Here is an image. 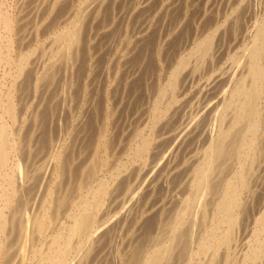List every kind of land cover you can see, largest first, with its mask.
<instances>
[{
	"label": "bare ground",
	"instance_id": "obj_1",
	"mask_svg": "<svg viewBox=\"0 0 264 264\" xmlns=\"http://www.w3.org/2000/svg\"><path fill=\"white\" fill-rule=\"evenodd\" d=\"M124 1L0 0V264H264V210L254 218L250 216V210L258 203L257 193L264 185V10L260 5L261 10L253 8L256 10L255 14L252 12L253 21L251 19L250 25L244 21L247 24L243 26L244 39L247 40L241 54L233 59L238 66L234 72L231 70V77L229 72L226 89L215 96L217 99L201 110V114L195 107L199 116L195 114L196 119L192 118L195 121L186 124L181 132L177 130L180 138H185L198 129L200 119L202 124L205 122L203 116H215L214 125L206 136L208 141L189 170L188 194L184 199L179 198L172 214L163 219L165 214L160 213L157 222V219L152 220L157 224L154 229L165 223V231L160 230L162 234L166 233L155 236V242L146 246V239L154 230L146 232L145 238L144 235L139 237L138 231L145 229L142 228L147 221L144 219H148L150 212L141 206L171 186L173 180L170 182V176L176 169V146L184 143L177 141L167 146L166 130L169 131L172 124L169 122L178 115L182 90L190 75L215 69V58L220 42L226 38L228 23L214 27L202 37L197 36L190 50H182L184 55L175 61L172 59L174 62L165 73L167 76L162 79L160 75L166 58L162 59V56L168 54L164 52L162 55V47L158 44L154 61L159 70L156 79L159 86L154 92L157 98L151 109V119L147 124L144 122L142 128L139 127L143 124L140 120L141 124L132 127L133 130L129 128L131 133L126 132L125 136L120 123H125L126 117L121 119L118 107L125 102L121 100L123 95L132 93L128 89L132 77L137 76L143 67L135 66L134 73L127 69L121 102H112V106L107 104L100 126L95 125L98 114L95 97H91L93 92L90 91L97 68V54L94 55L92 48L96 28L100 23L102 31L114 25L116 19L111 22L108 13L117 11L115 9L120 4L118 8L123 14ZM247 1L241 0V6H238L241 10L243 8V18L248 13ZM150 2L142 0L137 4L139 7L143 5L144 11L148 12ZM175 2L169 5L174 6ZM137 4L134 3L135 7ZM232 14L229 17L232 18ZM234 18L230 29L235 32L238 30L237 15ZM202 19L201 22L205 21ZM150 29H143L141 41L149 39L146 31ZM170 30L167 33H174L176 29ZM146 49L144 55L151 48ZM131 61L125 60L123 66L118 65L114 74L116 78H119L122 67H128ZM83 74L89 78V85L81 84ZM212 81L216 82V79ZM210 83L208 81L200 90L208 89ZM141 93L143 95L144 91ZM87 102L91 105L82 117V108L88 105ZM200 128L202 132L203 127ZM161 142H164L163 146L167 143V147H160ZM78 159L80 163L76 165ZM251 217L250 241L246 250L236 258L237 255L230 254L231 245L241 231L247 230ZM129 222H132L128 231L131 241L136 242L139 238V243H129L123 252L118 251L116 260H112L107 249L114 243L115 233Z\"/></svg>",
	"mask_w": 264,
	"mask_h": 264
},
{
	"label": "rangeland",
	"instance_id": "obj_2",
	"mask_svg": "<svg viewBox=\"0 0 264 264\" xmlns=\"http://www.w3.org/2000/svg\"><path fill=\"white\" fill-rule=\"evenodd\" d=\"M137 1V2H136ZM139 1H142V0H125L124 1V5H122L124 8H125V11L123 12V14L120 12L118 6L120 5L119 3H117V7L115 10L117 11H112L110 14L108 13V17L110 15V21L113 20V18H115L116 20H114L112 26L110 27H107L104 31H102L103 28H99L101 27V23L100 25H98V27L96 28V31H95V35H96V39L94 40L93 42V45H92V48H93V52H94V55H96V62H95V65L97 64V68H95V80H94V83L92 84V86H90V91L92 90L93 93H91V97L94 98L95 97V103H96V111H97V119H95V122H96V126H100V124L102 123V120L103 118L101 117H104V114L106 112L105 110V107H107V104L108 105H111L112 106V102L113 103H119V99L121 98V95H122V87H123V82H124V78H125V73H127V69L128 71L130 70V73H134V71H136L135 69V66L137 65H140L139 67H143L142 69H140V72L137 74V76H133L132 77V80H131V85L129 86L130 88H128L129 90L131 89L132 90V93H130L129 95H123L122 99L121 100H125V102L120 106L118 107V115H120L121 119L125 118L124 120L122 121H125V123H120L121 125V131L123 129L124 134L126 136L127 133H131V130H133L134 127L137 126V124H141L140 120L143 121L139 127H143L145 125V123L147 124L148 121H150L151 119V109L154 107V103L156 101V98L155 96H157L156 92L157 91V87L159 86V82L156 81L157 77L159 76V70L157 69V66H156V58L154 57L156 55V51H157V46L158 44L161 45V53L162 55H164V52L168 54V56L164 55L162 56V59H164V62H165V65H164V69L162 70V74L160 75L161 76V79L162 78H165L167 75H165L166 71L169 69L170 65L173 64V62L179 58L181 55H184L185 54V51H182V50H190V48L192 47V44H193V41L198 38V37H202L204 36L205 34L210 33L212 32V30H214L216 27H219V25H223V23H228L227 25V35L225 36L226 38L223 39V41L220 42L221 46H219V49H218V54L215 58V69L213 71H204V72H201L202 74H200V72L198 73H195V74H192L190 75L189 77V81L188 83H186V86H184V91L182 90V97H181V102H180V105L183 106L185 109H183V107L179 106L177 112H176V115H180V116H176L174 117L173 121L169 122V123H172L170 124V129L168 131V129L166 130L167 132V135L165 134V140L167 141V143L164 145V146H170L172 145L174 142H177V141H184L183 144H178L177 145H180V146H176L178 149H177V153H176V156H175V161H174V168L176 169H173L172 171V175L170 176V182H172L173 180V184H171V186H169V188H164L163 191H160L158 193H156L155 197H153V199H151L146 205L144 206H141V208H145V211L147 210V212H149L148 214V219H144V221H146V224L144 223V221L142 223H144L145 225L143 226V224L139 225L140 227L142 228H145V229H140L142 232H140V230L138 231V235H140L139 237L142 238V236L145 238V235L147 236L146 232L148 231H151V230H154V232L152 231V233L150 234V236L147 237V241H146V246L149 245V243L152 242L154 243V239H155V236L156 238L157 237H160L161 235L165 234L166 232H164L163 234L161 233V230L165 231V223L162 224V226L160 228H155V225L156 222L159 220L160 218V213H164L165 216L163 217V219H165L167 216H169L170 214L173 213V211L177 208L178 206V203L180 201V199H184L186 193L188 194L189 192V187H188V179H189V175H190V171L194 162L196 161V159L200 156V154L202 153L206 143H207V137H208V134L211 130V128L213 127L214 125V122H215V116L211 117L210 118V115H208V117L203 116L204 117V123L202 124L201 123V119L199 120L200 122V126L204 128V126H206V129H203L202 128V132H201V128L199 129L200 126H198V129L194 132V133H190L188 136H193L191 139L190 137L188 138L185 137H181L180 138V134L179 132H181V130H183L187 125H190L191 124V121L192 123L195 121V120H192V118L196 119L197 116H199V114H201V112L203 111V109L212 104L216 99L217 97L215 96H219L220 93H222L226 88L227 86V83H228V80L230 79V77L232 76L233 74V70H235L238 66V62H236V64L234 63V57L236 55H240L241 52H242V48L244 47V43L246 42L247 39H244L245 38V31L243 29H245L243 26L247 23L248 25H250V23L253 21V17L256 12V10L258 9L259 5L261 7L262 10H264V0H249L247 1V5H248V10H246L247 15H246V18H243L244 15L242 13L243 11V8L242 10L239 8L241 6L240 2L241 0H176V4L173 3L174 6L172 5H169L170 2H174L175 0L173 1H169L167 3V0L165 2H163V0H151L150 2V7H148L150 10L148 12L144 11L145 9L143 8L144 6L141 5L140 7L138 6V2ZM162 1V2H161ZM212 1V2H211ZM214 1V3H213ZM137 4V6L135 7V5ZM163 3V4H162ZM250 6H249V4ZM254 5H253V4ZM178 4V5H177ZM212 4V5H210ZM134 5V7H133ZM163 5V7H162ZM176 5V6H175ZM208 5V6H207ZM210 5V6H209ZM172 6V8H171ZM212 6V8H211ZM215 6V7H214ZM239 6V7H238ZM138 7V8H137ZM161 7V8H160ZM235 7V9H234ZM237 7V8H236ZM252 7V8H251ZM259 7V9H260ZM137 10H134L136 9ZM166 10H165V9ZM250 8V10H249ZM253 8H257L256 10L253 9ZM130 10V12L128 13L127 10ZM142 9V10H141ZM170 9V10H169ZM204 9V10H203ZM211 9V10H209ZM215 9V10H214ZM239 9V10H238ZM260 9V10H261ZM139 10H141L139 12ZM208 10V11H207ZM236 10L238 13H236ZM136 13H135V12ZM138 11V12H137ZM166 11V12H165ZM170 11V12H169ZM203 11V12H202ZM207 11V13H206ZM241 11V12H240ZM251 11V13H249ZM210 12V13H209ZM253 12V14H252ZM121 13V14H120ZM131 13V14H130ZM134 15H133V14ZM167 13V14H166ZM202 13V14H201ZM232 13H235L237 15V21H238V30L237 31H233L232 29H230L233 25V21H234V17H236L235 14H232ZM169 14V15H168ZM206 14V15H205ZM230 14H232V18L229 17ZM241 14L243 17H241ZM131 15V16H130ZM167 15V16H166ZM201 15V16H200ZM203 15V16H202ZM253 15V17H252ZM136 16V17H135ZM141 18H140V17ZM166 16V17H165ZM206 16V18L204 17ZM228 16V17H227ZM251 16V17H250ZM139 17V18H138ZM152 17V19L150 18ZM156 17V18H155ZM240 17V19H238ZM250 17V19H249ZM112 18V19H111ZM143 18V19H142ZM150 18V19H149ZM203 18V19H202ZM205 18V19H204ZM232 20H231V19ZM234 18V19H233ZM137 19V20H136ZM139 19V20H138ZM147 19H148V22H147ZM154 19V20H153ZM156 19V20H155ZM158 19V20H157ZM201 19L203 22H201ZM252 19V21H251ZM106 22H109L107 21V18L104 19ZM143 20V21H142ZM151 20V21H149ZM220 22H219V21ZM223 20L225 21H228V22H223ZM116 21V22H115ZM136 21V23H135ZM146 21V22H145ZM156 21V22H155ZM218 21V23H217ZM235 21V22H237ZM244 21L246 22L244 24ZM251 21V22H250ZM112 22V21H111ZM144 22V23H143ZM155 22V23H153ZM159 22V23H158ZM242 22V23H241ZM116 23H117V26H116ZM181 23V24H180ZM191 23V24H190ZM201 23V24H200ZM158 24V25H157ZM175 24V25H174ZM178 24V25H177ZM193 24V25H192ZM218 26H216V25ZM224 24V25H225ZM231 24V25H230ZM246 24V25H247ZM141 30H140V28ZM209 25V26H208ZM211 25V27H210ZM230 25V26H229ZM137 26V27H136ZM157 26L159 28H157ZM163 26V27H162ZM175 26V27H174ZM180 26V27H179ZM213 26V27H212ZM115 27V28H114ZM145 27H149L152 28L150 29L149 31H146L149 36V39L147 38L146 41H141V38H142V32L143 29H145ZM211 30H207L209 28ZM215 27V28H214ZM111 28L113 29V32L111 30ZM155 28V29H154ZM162 28H164L162 30ZM241 28V29H240ZM100 29V31H98ZM157 29V30H156ZM159 29V31H158ZM171 29V30H170ZM172 29H176L174 30V33L172 31ZM183 29V30H182ZM185 29V30H184ZM172 31V32H168L167 31ZM189 30V32L187 31ZM191 30V31H190ZM207 30V31H206ZM157 31V32H156ZM163 31V32H161ZM184 31H187V32H184ZM202 31V32H201ZM239 31V32H238ZM101 32V34H99ZM150 32V34H149ZM155 32V33H154ZM184 32V33H183ZM232 32V33H231ZM236 32H238L236 34ZM104 33V34H103ZM160 33V35L158 34ZM172 33V34H171ZM183 33V34H182ZM187 33V37L184 36V34ZM233 35H231V34ZM244 33V34H243ZM103 34V35H102ZM156 34V35H155ZM165 34V35H164ZM190 34V35H189ZM107 35V36H106ZM112 35V36H111ZM155 35V36H154ZM179 35V36H178ZM180 35L181 37L183 38H180ZM183 35V36H182ZM99 36V37H98ZM101 36V37H100ZM151 36V37H150ZM159 36V37H158ZM198 36V37H197ZM160 38L159 40L156 38ZM169 37V38H168ZM101 38L104 39V42L101 41ZM155 38V40H154ZM164 38V40H163ZM173 38V39H172ZM186 38V39H184ZM98 39V40H97ZM180 39H182V41H180ZM230 39V40H229ZM139 40V41H138ZM157 40V41H156ZM161 40H163L161 42ZM170 40V41H169ZM174 40V41H172ZM102 42L103 44H96V42ZM140 43L142 42L141 44H138L137 43ZM177 41V42H176ZM192 41V42H191ZM133 42V43H132ZM156 42V43H154ZM158 42V43H157ZM160 42V43H159ZM170 42H173L170 44ZM180 42V43H179ZM224 42V44L222 43ZM131 43V45H130ZM95 44H96V47H95ZM118 44V45H117ZM129 44V45H128ZM146 44V45H145ZM157 44V45H156ZM100 45V46H99ZM117 45V46H116ZM137 45H139V47H137ZM149 45V46H148ZM224 45V46H223ZM103 48H102V47ZM145 46V47H144ZM175 46V47H174ZM99 47V49L97 48ZM129 47V48H128ZM136 47V49L134 48ZM179 47V48H178ZM139 48V49H138ZM148 48H151V49H147ZM166 48V50H165ZM169 48V49H167ZM176 50H175V49ZM223 51H222V49ZM98 49V51H97ZM105 49V50H104ZM131 49V50H130ZM133 49V50H132ZM145 49L147 50V55H144L145 53ZM163 49V51H162ZM174 49V50H173ZM99 50H100V53H99ZM124 50V51H123ZM136 50V51H135ZM153 50V51H152ZM156 50V51H155ZM103 53H102V52ZM135 51V52H133ZM142 51V52H141ZM155 51V52H154ZM182 51V52H181ZM220 51V53H219ZM98 52V53H97ZM138 52V53H137ZM144 52V53H143ZM152 52V53H151ZM172 52V53H171ZM96 53V54H95ZM177 53V54H175ZM125 54V55H124ZM126 54H130V55H126ZM136 54V55H135ZM142 54V55H141ZM151 54V58L149 57V55ZM101 55V56H100ZM140 55V56H139ZM174 55V56H173ZM100 56V57H99ZM172 56V57H170ZM219 56V57H218ZM119 57V58H118ZM125 57V58H124ZM128 57V58H127ZM147 57V58H146ZM149 57V59H148ZM153 57V58H152ZM127 61H131L129 66L126 67L125 65V68H123L122 72L120 73V76L119 78H116V76L114 74H116L117 72V67L118 65L120 64L121 66L124 65V59ZM127 58V59H126ZM134 58V59H133ZM155 58V59H154ZM100 59V61L98 62V60ZM123 59V61H122ZM151 60H155L154 63L153 61H150ZM174 61H173V60ZM121 60V61H120ZM135 60V61H134ZM139 60V61H138ZM141 60V61H140ZM149 60V61H148ZM218 60V62H217ZM145 61H148L147 63ZM221 61V62H220ZM98 62V63H97ZM120 62V63H119ZM134 62V63H133ZM143 62V63H142ZM145 62V63H144ZM152 62V63H151ZM220 62V63H219ZM139 63V64H138ZM134 64V65H133ZM131 65H133L131 67ZM145 65V66H144ZM167 65V66H166ZM219 65V66H218ZM218 66V67H217ZM221 66V67H220ZM236 66V67H235ZM154 67V68H153ZM234 67V68H232ZM130 68V69H129ZM134 68V69H133ZM221 68V69H220ZM230 68V69H229ZM98 69V70H97ZM226 69V70H225ZM116 70V71H115ZM124 70H126L124 72ZM157 70V71H156ZM222 70V71H221ZM229 70V71H228ZM233 72H232V71ZM219 71V72H218ZM228 71V72H227ZM216 72H217V75H216ZM229 72H230V77H229ZM145 73V74H144ZM204 73V74H203ZM218 73L220 74L218 76ZM141 74V75H140ZM215 78H214V76ZM226 74H228L227 76H225ZM156 75V76H155ZM198 75V77H197ZM199 75H201L199 77ZM207 75V77H206ZM210 75V76H209ZM113 78H111V77ZM115 76V77H114ZM142 77L141 78H138V77ZM147 76V77H146ZM151 76V77H150ZM154 76V77H153ZM165 76V77H164ZM192 76V77H191ZM213 76V79H211ZM226 78H225V77ZM118 77V76H117ZM218 77V79L216 78ZM111 78V79H110ZM138 80H137V79ZM148 78V79H147ZM151 78V79H150ZM159 78V77H158ZM206 78V79H204ZM115 79V82L113 81ZM129 79V78H128ZM147 79V80H145ZM154 79V80H153ZM198 79V80H196ZM210 79V80H209ZM216 79V82L215 81H212V80H215ZM228 79V80H227ZM110 80V81H109ZM130 80V79H129ZM139 80H141L139 82ZM158 80V79H157ZM205 80V81H204ZM207 80V81H206ZM220 80V81H219ZM81 84H88L90 83L89 81V78H87L86 74L84 76L81 77ZM112 81V83H111ZM138 81V82H137ZM153 81H154V84H153ZM156 81V83H155ZM201 81V82H200ZM204 81V82H203ZM208 81H210V85L208 87V89H206L205 91H202L200 89H203L204 86L208 83ZM225 81V82H224ZM227 81V82H226ZM106 82L107 85H106ZM135 82V83H134ZM142 82V83H141ZM152 82V83H151ZM206 82V83H205ZM221 82V83H220ZM99 83V84H98ZM114 83V85H113ZM121 83V84H120ZM151 83V84H150ZM158 83V84H157ZM205 83V84H204ZM226 83V84H225ZM120 84V85H119ZM133 84V85H132ZM140 84V85H139ZM148 84L149 88L151 86V88L149 89L148 86L146 87V85ZM153 84V85H152ZM155 84H157V86H155ZM212 84H214V86H211ZM218 84V86H217ZM89 85V84H88ZM103 85V86H102ZM145 85V86H144ZM222 85V86H221ZM225 85V86H224ZM133 86V87H132ZM137 86L139 88H137ZM201 86V88H200ZM203 86V88H202ZM94 87V88H93ZM105 87H108L105 88ZM115 87V88H114ZM135 87V88H134ZM199 87V88H198ZM215 87V89H214ZM218 87V88H217ZM142 88V89H141ZM145 88V89H144ZM210 88V90H209ZM99 89V90H98ZM118 89V91H117ZM136 89V91H135ZM144 89V90H143ZM147 89V90H146ZM152 89V91H151ZM154 89H156L154 91ZM198 89V90H196ZM223 89V90H222ZM94 90V91H93ZM107 90V91H106ZM109 90V91H108ZM140 90V91H139ZM144 91L143 95H142V91ZM208 90V91H207ZM212 90V91H211ZM216 90V91H215ZM222 90V91H221ZM114 91V92H113ZM120 91V92H119ZM146 91H148L146 93ZM200 91H202L200 93ZM215 91V92H213ZM128 92V91H127ZM156 94V95H153V93ZM200 94V95H198ZM211 92V93H210ZM110 95H108V94ZM138 93V95H137ZM149 93V94H148ZM152 93V94H151ZM202 93H203V96H202ZM210 93V94H209ZM119 94V95H118ZM137 95V96H134V95ZM148 94V95H147ZM205 94V95H204ZM208 94V95H207ZM88 94H86L87 96ZM150 95V96H149ZM212 95V97L210 96ZM115 96H117L115 98ZM119 96V97H118ZM154 96V98H152ZM194 96V98H193ZM205 96V97H204ZM209 96V97H208ZM213 96H214V99H213ZM98 97V98H97ZM131 97H133L131 99ZM207 97V99H206ZM211 97V99H210ZM88 98V97H87ZM85 97V100L87 99ZM118 98V99H117ZM137 98V99H136ZM149 98V99H148ZM196 98H200V99H196ZM205 98V100H204ZM209 98V99H208ZM100 99V100H99ZM107 99V100H106ZM144 99V100H143ZM204 101H203V100ZM89 100V98H88ZM116 100V101H115ZM119 100V101H118ZM129 100V101H128ZM132 100V102H130ZM135 100L137 102H135ZM155 100V101H154ZM183 100V101H182ZM185 100V101H184ZM202 100V101H201ZM211 100V102H210ZM115 101V102H114ZM127 101V102H126ZM144 101V103H143ZM196 101V102H195ZM198 101V103H197ZM201 101V102H200ZM121 102V101H120ZM130 102V103H129ZM140 102V103H138ZM186 102V104L184 103ZM88 105L86 104L85 106H83L82 108V117H84L86 111H87V107L89 105H91L90 102H87ZM126 103V104H125ZM135 103V104H134ZM184 103V105H183ZM196 104L194 107H190V106H193V104ZM125 104V105H124ZM131 104V105H130ZM192 104V105H191ZM106 105V106H105ZM139 105V106H138ZM98 106V107H97ZM124 106V107H122ZM129 106V107H128ZM134 106V107H133ZM122 107V108H121ZM132 107V108H131ZM190 107V108H189ZM198 109H196V108ZM141 108V109H140ZM187 109V110H186ZM101 110V111H100ZM140 110V112H139ZM142 110V111H141ZM180 110V112H178ZM199 113H197L196 112ZM202 110V111H201ZM100 111V112H99ZM123 111V112H122ZM126 111V112H125ZM182 112V113H181ZM88 113V112H87ZM86 113V114H87ZM129 113V114H128ZM136 113V114H135ZM181 113V114H180ZM129 116H127V115ZM137 114L139 115L137 117ZM146 114V116H144ZM187 116H186V115ZM190 114H192L190 116ZM197 116H196V115ZM184 117H183V116ZM195 115V116H194ZM123 116V117H122ZM144 118H143V117ZM175 116V115H174ZM81 117V119H82ZM141 117V118H140ZM181 117V118H180ZM99 118V119H98ZM148 118V119H147ZM209 118V119H207ZM213 118V119H212ZM101 119V121H99ZM181 119V120H180ZM133 120V121H132ZM179 120V121H178ZM202 120V122H203ZM206 120H210L208 122H206ZM183 121V122H182ZM94 122V123H95ZM145 122V123H144ZM174 122V123H173ZM178 122V123H176ZM190 122V123H189ZM180 123V125H179ZM202 124V125H201ZM210 124V125H209ZM216 124V123H215ZM177 126V127H174V126ZM124 126V127H123ZM207 126H209L210 128H208ZM133 127V128H132ZM173 127V128H172ZM179 127V128H178ZM184 127V128H183ZM126 128V129H124ZM129 128L131 129L130 132H129ZM183 128V129H181ZM173 130V131H172ZM179 132H178V131ZM206 134H205V132ZM209 130V131H208ZM127 132V133H126ZM170 132V133H169ZM173 132V133H172ZM177 132V133H176ZM208 132V133H207ZM133 133V132H132ZM200 133V134H198ZM203 133V134H202ZM171 134V135H170ZM173 134V135H172ZM176 134V135H175ZM194 134L195 137H194ZM132 136V135H131ZM171 136V137H169ZM207 136V137H206ZM177 137V138H176ZM180 138V140L178 139ZM185 140H183V139ZM188 138V139H186ZM195 138V139H194ZM194 139V140H193ZM173 140V141H172ZM175 140V141H174ZM189 141V144H187ZM198 142V143H197ZM164 142H161L159 144L160 147H163V148H166L163 146ZM187 144V145H186ZM183 145V146H182ZM186 146V147H185ZM201 146V147H200ZM203 147V148H202ZM195 148V149H194ZM197 148V149H196ZM187 150V151H186ZM190 150V151H189ZM188 152V154H187ZM180 153V154H179ZM177 155H178V158H177ZM198 155V156H197ZM192 157V158H191ZM194 157V158H193ZM177 158V160H176ZM184 159V160H183ZM187 160H191V161H187ZM42 161H40L41 163ZM187 164H186V163ZM80 162H79V159L77 160V163L76 165H78ZM42 164V163H41ZM175 170V171H174ZM177 175V176H176ZM188 175V176H187ZM175 176V177H174ZM177 177V178H176ZM175 179V180H174ZM187 179V180H186ZM185 180V181H184ZM176 181V182H175ZM182 181V182H181ZM186 183V184H185ZM176 184L178 185V189L176 188ZM186 185V186H185ZM173 187V188H172ZM186 190V191H185ZM165 191V192H164ZM157 194H158V197H157ZM167 194V196H166ZM163 195V196H161ZM161 196V197H159ZM164 197V198H163ZM166 197V198H165ZM172 198V199H171ZM180 198V199H179ZM174 199V200H173ZM257 199H258V203L254 204V209H251L250 210V216H252L254 218L255 215L258 216L259 213H261L263 210H264V185L262 186V188L260 189V191L257 193ZM177 200V201H176ZM260 200V201H259ZM170 201V203H169ZM173 201V204L175 202V205L171 204ZM263 201V202H262ZM163 203V205H162ZM161 205V206H159ZM163 206V207H162ZM171 206V207H170ZM155 207V208H154ZM166 207V208H164ZM150 208V209H149ZM163 208V210H162ZM155 212H154V211ZM161 210V211H160ZM165 210V212H164ZM154 212V213H153ZM157 213V214H156ZM163 214V215H164ZM154 215V216H153ZM158 215V216H156ZM156 216V217H155ZM251 217V218H252ZM253 218L250 219V224L248 225V228L247 230H244V231H241L238 235V237L236 238V241L235 243L231 245V248H230V254H233L234 256L239 257L241 256V254L243 253V251L246 250L247 248V244L248 242L250 241V235H251V227L253 226ZM154 219H157L155 220L156 222H152V220ZM132 222H129L128 224H126L125 226H122L116 233L115 235L113 236L114 239L113 242L114 243H111L107 249L108 253H109V257L113 260L117 258V253L118 251H122L123 252V249L126 247H128L129 243H133V245H136L139 243V238H138V241L136 242H132L131 241V238H130V224ZM149 223V225H148ZM252 224V226H251ZM129 225V226H128ZM147 225V226H146ZM150 226V227H149ZM154 226V227H153ZM149 230H147V228ZM152 227V228H151ZM156 227H157V224H156ZM163 228V229H162ZM161 229V230H160ZM159 230V231H158ZM120 231V232H119ZM129 231V232H128ZM128 232V233H127ZM245 232V233H244ZM140 233V234H139ZM144 233V234H143ZM244 233V234H243ZM248 233V234H247ZM137 234V233H136ZM250 234V235H249ZM164 236V235H163ZM162 236V237H163ZM117 237V238H116ZM137 236H135L136 238ZM151 237V238H149ZM153 237V238H152ZM241 237V238H239ZM249 238V239H248ZM121 239V240H120ZM238 239H242L241 241L238 240ZM136 240V239H135ZM244 240V241H243ZM248 240V241H247ZM131 241V242H130ZM240 241V242H239ZM243 241V242H242ZM116 242H120V243H116ZM144 242V240H143ZM142 242V243H143ZM242 242V243H241ZM125 243V244H124ZM141 243V245H142ZM144 244V245H145ZM124 246L123 248L122 247H119V246ZM234 245V246H233ZM122 248V249H121ZM112 249V250H111ZM114 249V250H113ZM121 249V250H120ZM124 249V250H125ZM111 250V251H110ZM116 250V251H115ZM243 250V251H242ZM115 253H114V252ZM112 252V253H111ZM242 252V253H240ZM111 254H112V257H111ZM225 257V255H224ZM222 256V258H224Z\"/></svg>",
	"mask_w": 264,
	"mask_h": 264
}]
</instances>
